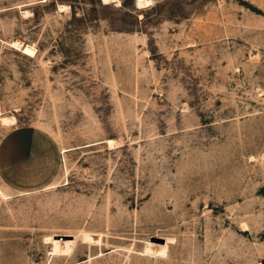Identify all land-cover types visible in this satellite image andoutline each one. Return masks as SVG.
<instances>
[{"label":"rangeland","instance_id":"rangeland-1","mask_svg":"<svg viewBox=\"0 0 264 264\" xmlns=\"http://www.w3.org/2000/svg\"><path fill=\"white\" fill-rule=\"evenodd\" d=\"M21 128L59 170L0 179V264H264V0H0Z\"/></svg>","mask_w":264,"mask_h":264},{"label":"crops","instance_id":"crops-1","mask_svg":"<svg viewBox=\"0 0 264 264\" xmlns=\"http://www.w3.org/2000/svg\"><path fill=\"white\" fill-rule=\"evenodd\" d=\"M19 152L23 158L16 161L13 156ZM59 156L51 136L21 128L7 135L0 144V179L14 190H42L56 179Z\"/></svg>","mask_w":264,"mask_h":264},{"label":"bare ground","instance_id":"bare-ground-1","mask_svg":"<svg viewBox=\"0 0 264 264\" xmlns=\"http://www.w3.org/2000/svg\"><path fill=\"white\" fill-rule=\"evenodd\" d=\"M106 1H108V0H104V2H106ZM135 1H136L137 5L142 6V5H145V4L146 5L149 4L152 0H135ZM13 46L20 47V45L18 43H13ZM2 120H3L4 124H10V123L13 122V120H7L5 118L2 119Z\"/></svg>","mask_w":264,"mask_h":264}]
</instances>
